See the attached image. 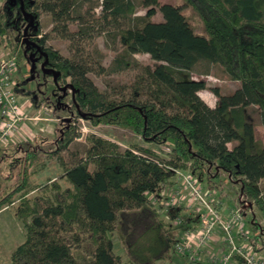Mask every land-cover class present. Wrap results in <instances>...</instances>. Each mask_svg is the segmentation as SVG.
Instances as JSON below:
<instances>
[{"label": "trees", "instance_id": "16d2710c", "mask_svg": "<svg viewBox=\"0 0 264 264\" xmlns=\"http://www.w3.org/2000/svg\"><path fill=\"white\" fill-rule=\"evenodd\" d=\"M179 1L0 0L1 48L16 56L29 21L24 11L31 13L37 28L31 27L27 35L44 54L24 46L44 63L42 78L55 76L47 85L48 96L56 110L69 116L57 124L50 150L38 141L2 147L0 176L6 182L16 176L18 180L0 193V211L17 199L16 214L25 230L11 264H177L180 255H170L174 243L198 214L182 207L184 214L179 208L164 217L147 196L171 183V168L189 170L209 189L224 174L237 188L236 208L249 203L259 212L261 220L253 216L250 221L248 240L253 251L264 250V143L254 133L255 120L264 130V0ZM185 8L201 18V33L182 13ZM138 9L144 13L137 14ZM40 12L49 14L50 32L61 39L89 40L103 34L119 44L106 68L93 49L98 73H121L139 65L134 54H147L153 64L141 66L126 86L127 97L112 98L88 77L94 71L88 59L65 57L45 46ZM156 13L160 20L152 19ZM74 23L76 30H71ZM22 60L16 58L21 76ZM199 65L200 74L217 67L238 87L228 93L210 87L216 97L210 107L198 95L207 88L206 81L192 77ZM30 78L18 80L14 89L38 107L46 98L36 97ZM79 120L92 127L125 128L147 144H170L171 149L166 158L160 157L151 148L121 149L92 133L85 136L83 155L73 153L68 162L62 152L81 137ZM9 149L22 156L6 155ZM44 154L57 160L67 186L32 181V168ZM175 216L178 224L173 223ZM114 240L126 261L115 252ZM187 258L181 262L190 264ZM195 262L214 264L202 257Z\"/></svg>", "mask_w": 264, "mask_h": 264}, {"label": "rangeland", "instance_id": "374dc122", "mask_svg": "<svg viewBox=\"0 0 264 264\" xmlns=\"http://www.w3.org/2000/svg\"><path fill=\"white\" fill-rule=\"evenodd\" d=\"M161 3H179V0H160ZM96 14L99 12V9H95ZM144 11L138 9L137 14H143ZM182 13L185 15L186 19L192 24L194 27V31L196 33H201V18L197 13H195L190 8H185L182 10ZM153 20H160L161 16L159 13H156L153 17ZM39 23L41 26V30L44 33H47V40L45 42V46H50L53 49L57 50L61 55L69 58H83L88 59L91 67L94 71L88 73V77L93 81V83L97 86V88L101 91L106 92L112 98H118L121 96H128V89L126 86L131 84L134 81V78L141 72L142 65H152L153 61L147 54H134V59L139 63L137 66H131L121 73L115 74H106L98 73V68L95 65L94 58L96 57V52H93V49H97V55L101 56V65L105 68L110 64L115 54L120 50L119 44H111L110 41L105 38L103 34L93 35V37L89 40H74L72 42L66 41L64 39L59 38L54 33L50 32L51 28V19L49 14L45 12H40ZM71 30H76V24L70 25ZM28 36V35H27ZM29 37V36H28ZM21 41V40H20ZM5 52L0 46V53ZM22 56V63L24 68L25 76H30L29 86L33 87L36 92V97L38 99H43L44 101L40 103L38 107L31 105L27 114L32 117L29 121L32 123L30 125L31 129L29 132L31 135L35 136L31 142L38 141L40 146L45 148L46 150H50L54 145V138L56 137L57 124L65 122L69 116L67 113L63 111L56 110L54 105L51 102V98L48 96L47 85L51 83L52 77L47 75V77L42 78L40 74V62L33 61L32 63L29 60V52L26 50L24 44L21 42L18 45V51L16 54V58ZM24 57V58H23ZM211 71L208 75L200 74L199 72L203 70L201 65L196 67L192 77L194 79H202L206 81L207 88L198 92L199 97L206 103L211 104L212 106L216 103V97L209 90L210 87L217 86L219 87L222 93H228L238 87V82L229 79L226 75H224L220 69L217 67L210 68ZM48 74V73H47ZM22 76L17 77V80H20ZM67 91L70 92V89L67 88ZM29 101V100H27ZM30 103V102H29ZM31 104V103H30ZM35 117L39 119H34ZM79 130L81 132V137L74 141L69 149L62 152V156L68 162H71L74 156H82L83 150L85 147V136L88 134H95L107 140L113 141L117 143L121 149H125L132 145L143 146L153 149L157 154L161 152L160 146H155L151 144H147L141 140V138L135 135L132 131L114 127V126H106L100 125L97 127H92L89 123L84 120L78 121ZM42 128V129H41ZM255 137L260 139L264 143V130L257 120H255L254 127ZM3 148H0V153L3 152ZM14 149H9L4 151L6 155L11 156H22V153L14 152ZM163 152V151H162ZM158 156L163 157L164 154ZM32 181L34 183H45L55 180L60 183L63 187L68 184L62 178L61 167L56 159L51 158L48 154L42 155V162L36 164L32 168ZM225 175H221V177L217 181V189L213 190V195L216 199L227 197L228 188H232L233 186L229 184H225ZM17 176L10 182H6L2 180L0 176V193L4 190L6 186H14L17 184ZM205 184V182H201ZM33 194V193H32ZM235 194L230 193L229 199H233ZM215 199V201H217ZM218 204V203H217ZM18 205V200H15V203L9 208H4L0 211V264H11V254L15 247L22 243L25 239V230L23 227V223L21 219L17 217L16 207ZM236 208V207H232ZM246 221H251L252 217H256L259 220L260 214L257 209L252 205L251 208H246L242 210ZM191 226V225H190ZM194 226V225H193ZM246 229L251 230L250 222H246ZM115 242V252L121 255L122 259L126 261L122 250L119 248L117 242ZM174 255L175 252L171 251ZM180 258V259H179ZM177 258L175 262L177 264H183L181 261L185 260L182 256ZM235 259V258H234ZM206 260V258H205ZM237 261V259H235ZM192 264H197L195 260L190 261ZM168 261L161 262L159 264H166ZM190 263V264H191Z\"/></svg>", "mask_w": 264, "mask_h": 264}, {"label": "built area", "instance_id": "2783aa9c", "mask_svg": "<svg viewBox=\"0 0 264 264\" xmlns=\"http://www.w3.org/2000/svg\"><path fill=\"white\" fill-rule=\"evenodd\" d=\"M17 61L13 54L0 53V148L11 143H21L26 139L21 130L23 124L32 119L27 115V106L19 101L16 93ZM22 74V78H25ZM21 79V78H20ZM24 96V95H22ZM28 100V99H27ZM34 119H39L35 117ZM161 154L167 157L170 144L162 145ZM163 151V152H162ZM176 186L163 185L158 193H148L156 211L165 217L169 211L187 208L198 214L195 226L186 227L177 237L173 251L190 261L206 258L214 264H264V250L255 252L249 243V230L240 213L251 204L246 203L232 209L227 215L217 206L212 191L201 185V182L187 169L171 168ZM171 187V188H169ZM175 216L173 223L178 224ZM221 243V249H217ZM243 261L237 263L234 257Z\"/></svg>", "mask_w": 264, "mask_h": 264}, {"label": "crops", "instance_id": "0c3cea01", "mask_svg": "<svg viewBox=\"0 0 264 264\" xmlns=\"http://www.w3.org/2000/svg\"><path fill=\"white\" fill-rule=\"evenodd\" d=\"M27 99L29 100V98L27 97V96H22V95H20V98H19V101L21 102V103H23L24 104V106H27V103L28 102H31L30 100L29 101H27ZM32 104V103H31ZM207 105H209L210 107H213L211 104H207ZM29 108L30 107H26L25 109H26V112H28L29 111ZM29 114V113H28ZM27 114V115H28ZM32 123L28 120V121H26L24 124H23V126H22V128H21V130L23 131V133H24V135L26 136V139L23 141V142H31L32 140H33V138L35 137V136H33V135H31V133L29 132V130L31 129V127H30V125H31ZM42 129V128H41ZM31 131H32V129H31ZM23 142H21V143H23ZM224 181H225V184L227 185V184H229V181L227 180V178H225L224 179ZM177 184H176V179L175 178H173L172 177V179H171V183L170 184H168V186H172V187H174V186H176ZM201 185L202 186H204L205 188H208L205 184H202L201 183ZM169 188H171V187H169ZM215 189H217V187L216 186H213V187H211L210 188V190L213 192V190H215ZM229 190H228V192H227V197H224V198H219V199H216L215 197H214V195H213V193H212V197H213V199L215 200H217L216 202L218 203V206H219V208L222 210V212L225 214V215H227L232 209H235V208H232V207H236L237 206V204H236V200H235V197H236V195H237V188L236 187H232V188H228ZM230 193L231 194H235V197L233 198V199H229V197H230ZM181 210L183 211V213L182 214H184L185 212H187V210L186 209H180V212H181ZM191 214V213H190ZM240 215H241V217L242 218H244V216H243V214L242 213H240ZM245 222H250V221H246V218L245 219H243ZM197 222H198V220L195 222V223H192L191 225H196L197 224ZM219 247H221V243L218 245V248L217 249H221V248H219ZM187 263V262H186Z\"/></svg>", "mask_w": 264, "mask_h": 264}, {"label": "water", "instance_id": "95a60500", "mask_svg": "<svg viewBox=\"0 0 264 264\" xmlns=\"http://www.w3.org/2000/svg\"><path fill=\"white\" fill-rule=\"evenodd\" d=\"M20 7L21 9H23V2L20 1ZM24 14H25V17L27 19H29L28 23L26 24V26L23 28V31H22V42L24 43V45H30V46H34L37 50L41 51L40 47L34 42L32 41L31 39H29V37L27 36V30L29 27L33 26L34 29H36V24L34 22V16L31 14V13H28V12H25L24 11ZM45 62H47V58L45 59ZM43 68H44V63H42L41 65ZM44 72H49L48 70H44ZM53 79H55V76L53 75Z\"/></svg>", "mask_w": 264, "mask_h": 264}, {"label": "flooded vegetation", "instance_id": "af4514ba", "mask_svg": "<svg viewBox=\"0 0 264 264\" xmlns=\"http://www.w3.org/2000/svg\"><path fill=\"white\" fill-rule=\"evenodd\" d=\"M31 27H33V26H31ZM31 27H29L28 30H29ZM28 30H27V31H28ZM29 46H30V45H29ZM36 51L39 52V53L42 54V55L44 54V53H42L41 51H39V50H37V49H36ZM28 57H29V60H30L32 63H34L33 61H36V60H37V58L35 59V57H34V52H29V56H28ZM38 62H39V61H38ZM41 65H42V63H40V68H43ZM46 70H47V69H46Z\"/></svg>", "mask_w": 264, "mask_h": 264}]
</instances>
